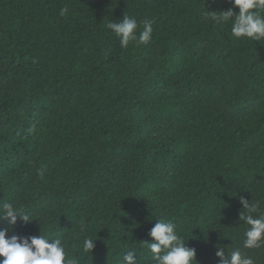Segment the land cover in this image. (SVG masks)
<instances>
[{
  "label": "trees",
  "instance_id": "1",
  "mask_svg": "<svg viewBox=\"0 0 264 264\" xmlns=\"http://www.w3.org/2000/svg\"><path fill=\"white\" fill-rule=\"evenodd\" d=\"M229 9L239 12L229 0H0V204L33 219L0 220L6 238L61 237L79 264H123L130 250L155 264L148 234L166 220L197 264H221L217 245L264 264L240 220L241 197L264 213V40L205 15ZM125 14L137 34L154 21L149 44L121 47L107 24Z\"/></svg>",
  "mask_w": 264,
  "mask_h": 264
},
{
  "label": "clouds",
  "instance_id": "2",
  "mask_svg": "<svg viewBox=\"0 0 264 264\" xmlns=\"http://www.w3.org/2000/svg\"><path fill=\"white\" fill-rule=\"evenodd\" d=\"M239 10L234 14L232 9L224 12L210 13L209 16L216 24H227L231 21V34L236 38H249L256 42L264 40V0H229ZM67 12V8L61 9V15ZM234 18V19H233ZM154 21H143V31L137 34L138 23L134 17L124 15L119 22H109L110 29L120 41L122 48H127L130 42L138 45H147L152 40ZM29 128L28 132H32ZM38 175L44 177V169H40ZM246 215L240 214L247 229L244 232L243 247L256 249L264 245V213L260 212L258 203H249L243 197L240 198ZM255 214V215H254ZM25 225L32 222L28 212L22 207H16L10 202L0 204V220L6 221L9 226L17 223V218ZM152 241L146 243L152 254L155 264H197L196 251L186 246L182 237L176 231V225L171 221L158 220L148 234ZM5 230H0V264H79L77 258H68L62 238L47 239L45 236L22 237L11 236L6 238ZM95 247L94 240L85 238L83 251L92 252ZM216 256L221 264H255V261L242 253L239 249L225 255L223 246L217 245ZM137 253L134 250L127 251L123 255V264H138Z\"/></svg>",
  "mask_w": 264,
  "mask_h": 264
}]
</instances>
